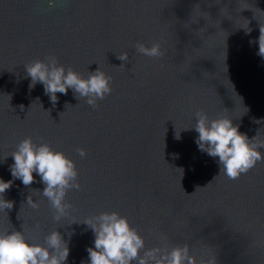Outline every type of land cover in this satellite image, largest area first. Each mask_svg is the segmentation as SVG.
<instances>
[{
  "label": "water",
  "instance_id": "95a60500",
  "mask_svg": "<svg viewBox=\"0 0 264 264\" xmlns=\"http://www.w3.org/2000/svg\"><path fill=\"white\" fill-rule=\"evenodd\" d=\"M261 24L264 0H0V179L12 181L3 195L13 202L0 212V231L44 243L57 230L70 250L65 264H90L95 235L84 222L118 212L146 248L187 244L198 264L211 256L264 264V162L230 180L194 128L203 110L264 138ZM157 42L162 57L135 47ZM50 55L84 78L101 69L112 93L92 107L69 88L53 104L42 83L30 88L25 67ZM28 137L79 171L81 188L66 195L73 208L58 222L38 194L39 174L29 186L11 174L10 154Z\"/></svg>",
  "mask_w": 264,
  "mask_h": 264
},
{
  "label": "clouds",
  "instance_id": "9594fccd",
  "mask_svg": "<svg viewBox=\"0 0 264 264\" xmlns=\"http://www.w3.org/2000/svg\"><path fill=\"white\" fill-rule=\"evenodd\" d=\"M49 6H55V0H49ZM258 42V55L264 57V24H261ZM135 47L137 52L148 57L165 54L158 42L151 47L137 43ZM118 58L126 62L129 55L121 53ZM25 67L31 77L30 88L38 82L42 83L53 104L57 102V93L67 94L69 88L78 99L87 98L86 103L92 107L113 91L112 77L101 69L84 78L71 67L66 69L59 64L54 55L47 57V62L37 59ZM195 116L197 122L194 128L199 133L197 145L209 156L219 158L221 172L228 179L238 180L258 162H264V153L258 150L264 148V138L260 135L249 139L239 131V125H234L227 116L210 119L203 110L197 111ZM77 151L82 158L87 156L85 149ZM10 155L15 161L10 168L13 178L21 179L24 185L29 186L35 180L33 173H38L45 185L43 192L38 194L48 199L55 221L65 218L73 208L71 203L66 202L68 191L81 188L75 161L64 152L54 150L50 144L36 145L31 137L22 140ZM11 186L12 181L0 179V212L6 213V209L13 207V202L5 200L3 195ZM27 204L33 209L39 207V202L34 201L32 196L28 197ZM84 223L95 235V247L87 249L90 264H198L187 244L176 245L170 250L166 247L146 248L145 238L127 217L118 212H104L89 217ZM69 251L57 230L50 232L44 243L30 241L24 231H0V264H65ZM202 264H216L215 257L211 256Z\"/></svg>",
  "mask_w": 264,
  "mask_h": 264
}]
</instances>
